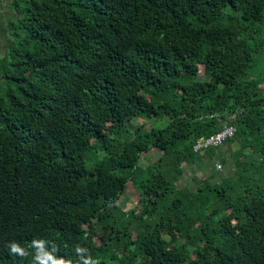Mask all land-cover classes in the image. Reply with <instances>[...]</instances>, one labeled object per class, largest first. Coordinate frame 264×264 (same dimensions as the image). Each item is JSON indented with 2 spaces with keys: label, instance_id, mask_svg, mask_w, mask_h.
I'll list each match as a JSON object with an SVG mask.
<instances>
[{
  "label": "trees",
  "instance_id": "16d2710c",
  "mask_svg": "<svg viewBox=\"0 0 264 264\" xmlns=\"http://www.w3.org/2000/svg\"><path fill=\"white\" fill-rule=\"evenodd\" d=\"M21 3L0 56V264H34L33 240L73 264L77 246L99 264H264V186L249 183L264 0ZM226 125L230 175L182 184L217 149L195 141ZM128 184L139 213L117 205Z\"/></svg>",
  "mask_w": 264,
  "mask_h": 264
},
{
  "label": "rangeland",
  "instance_id": "374dc122",
  "mask_svg": "<svg viewBox=\"0 0 264 264\" xmlns=\"http://www.w3.org/2000/svg\"><path fill=\"white\" fill-rule=\"evenodd\" d=\"M22 1L23 0H0V56L4 53L5 47L7 46V43H8L7 37H8V30L10 28V21H12L15 18V13L13 11V8H14L13 2H15V3L17 2V3H20V5H22V3H21ZM257 70H260L261 72L264 70V59H263V61H260L259 63H257ZM156 124L157 123L155 121H148V122H146V128L150 129L151 126H154ZM134 125H137L136 121L134 122ZM237 144L238 143L236 141L232 142L229 145L225 143L215 150L216 152L212 156L211 161H212V163L213 162L214 163L219 162L217 166H220V168H218V170H217L216 165L213 168L215 171L217 170L218 177H217V175H215V178H213V179H215V181H212V182L217 184L220 181L219 178H222L226 174L230 175L229 169L231 168V165L233 164L231 154L234 151H236L237 148H239V146ZM223 152H224L225 156H224V154H222ZM245 152L247 153V151H245ZM248 153H249V150H248ZM159 155H160L159 151L151 150L149 153L142 155V159L139 163H141L142 166H146V165L152 163ZM199 155L203 156V155H205V152H200ZM253 158L257 162H259L264 157L260 156L259 154H255L253 156ZM243 159H247V157L246 158L243 157ZM199 165H201V164H199ZM201 167H202L201 168V171H202V169H204L203 167H205V165H203ZM183 169H184V171H187V170H185V169H187V167L184 166ZM202 172L198 171L196 174H194L193 172H190L189 174L188 173L184 174V175H187V177H188V182L184 183V185L189 184V187L191 189L196 187L200 183V181H203V179L201 180V176H202V178H205V177L207 178V176H205V173H202ZM249 173L251 174V176L253 178H260L261 179V181H259L257 183L253 180V178H251V180L249 182L250 184H253L256 186H258V185L264 186V166L261 169L259 168L258 171L257 170H251ZM182 180H184V176L182 177L181 181ZM179 185H181V184L178 183L177 186L180 187ZM117 205L122 211H128V210L134 209L136 211V213L140 212L141 206L138 202V194L136 193L135 189L133 188V186L131 184H128L126 190L124 191V193L122 194V196L118 200Z\"/></svg>",
  "mask_w": 264,
  "mask_h": 264
},
{
  "label": "clouds",
  "instance_id": "9594fccd",
  "mask_svg": "<svg viewBox=\"0 0 264 264\" xmlns=\"http://www.w3.org/2000/svg\"><path fill=\"white\" fill-rule=\"evenodd\" d=\"M44 243L45 241L43 240L32 241V247L35 249L33 257L34 264H73L71 260H64L62 258L53 259L51 255L43 251ZM10 251L21 257L28 255L27 251L15 242L10 245ZM53 251H55V249H53ZM86 251L87 250L82 247H76V252L80 256V264H99L98 261L93 260L90 256L85 258Z\"/></svg>",
  "mask_w": 264,
  "mask_h": 264
},
{
  "label": "built area",
  "instance_id": "2783aa9c",
  "mask_svg": "<svg viewBox=\"0 0 264 264\" xmlns=\"http://www.w3.org/2000/svg\"><path fill=\"white\" fill-rule=\"evenodd\" d=\"M235 127L231 125L224 126L219 132L208 136L202 137L195 141L193 145V152L198 153L203 150L218 148L223 145L226 141L230 140L234 137ZM216 168H220V166H216Z\"/></svg>",
  "mask_w": 264,
  "mask_h": 264
},
{
  "label": "crops",
  "instance_id": "0c3cea01",
  "mask_svg": "<svg viewBox=\"0 0 264 264\" xmlns=\"http://www.w3.org/2000/svg\"><path fill=\"white\" fill-rule=\"evenodd\" d=\"M222 154H224V152ZM224 156H225V154H224ZM211 158H212V156H209V154L205 153V155L200 156V159L197 160L193 165L187 166V169H185L187 171H184V174H187V173L189 174L190 172H193L194 174H196L198 171H200V172L203 171L202 173H205V176H207V177L210 175H213V174L217 175L218 169L215 171L213 168L215 167V165L217 166L219 162H215V163L213 162L212 163ZM199 164H201V165H199ZM203 165H205V167H203L204 169H202V171H201V168H202L201 166H203ZM184 174H183L184 180L181 181V183H183V184L188 182V177H187V175H184ZM217 177H218V175H217Z\"/></svg>",
  "mask_w": 264,
  "mask_h": 264
}]
</instances>
